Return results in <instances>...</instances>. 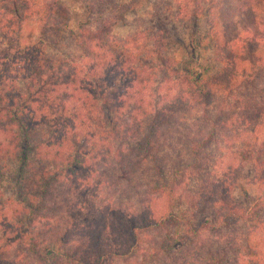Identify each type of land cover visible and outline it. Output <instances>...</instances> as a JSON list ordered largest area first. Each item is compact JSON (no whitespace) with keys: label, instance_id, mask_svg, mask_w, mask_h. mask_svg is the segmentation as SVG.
<instances>
[{"label":"trees","instance_id":"16d2710c","mask_svg":"<svg viewBox=\"0 0 264 264\" xmlns=\"http://www.w3.org/2000/svg\"><path fill=\"white\" fill-rule=\"evenodd\" d=\"M78 1L0 0V264H264V0Z\"/></svg>","mask_w":264,"mask_h":264},{"label":"rangeland","instance_id":"374dc122","mask_svg":"<svg viewBox=\"0 0 264 264\" xmlns=\"http://www.w3.org/2000/svg\"><path fill=\"white\" fill-rule=\"evenodd\" d=\"M119 3L116 10L119 15L123 14V20L120 21L114 28L115 32L119 35H124L135 30L142 19L146 23L145 13L149 9L150 2L152 0H116ZM64 6H67L72 14V21L77 22L84 17V8L78 0H62ZM174 41V40H173ZM174 46V45H173ZM175 48V47H174Z\"/></svg>","mask_w":264,"mask_h":264}]
</instances>
